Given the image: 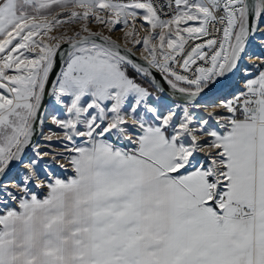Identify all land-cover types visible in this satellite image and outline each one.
Returning a JSON list of instances; mask_svg holds the SVG:
<instances>
[{"label": "snow or ice", "instance_id": "6c2138e0", "mask_svg": "<svg viewBox=\"0 0 264 264\" xmlns=\"http://www.w3.org/2000/svg\"><path fill=\"white\" fill-rule=\"evenodd\" d=\"M0 209V264H264V0H0Z\"/></svg>", "mask_w": 264, "mask_h": 264}, {"label": "rangeland", "instance_id": "374dc122", "mask_svg": "<svg viewBox=\"0 0 264 264\" xmlns=\"http://www.w3.org/2000/svg\"><path fill=\"white\" fill-rule=\"evenodd\" d=\"M116 35H119V33H117ZM253 51H257V49H253ZM243 84L242 83H237L236 88H242ZM45 132H47V127L45 128ZM59 175V172H58ZM41 196L43 195V193L40 194ZM0 211H2V209H0Z\"/></svg>", "mask_w": 264, "mask_h": 264}, {"label": "water", "instance_id": "95a60500", "mask_svg": "<svg viewBox=\"0 0 264 264\" xmlns=\"http://www.w3.org/2000/svg\"><path fill=\"white\" fill-rule=\"evenodd\" d=\"M123 46V45H122ZM65 50H66V46H65ZM137 56L139 55V54H136ZM59 61H58V64H57V68H56V71L58 72L59 70H60V68H59Z\"/></svg>", "mask_w": 264, "mask_h": 264}, {"label": "bare ground", "instance_id": "6f19581e", "mask_svg": "<svg viewBox=\"0 0 264 264\" xmlns=\"http://www.w3.org/2000/svg\"><path fill=\"white\" fill-rule=\"evenodd\" d=\"M115 38V37H114ZM138 54V53H137Z\"/></svg>", "mask_w": 264, "mask_h": 264}, {"label": "built area", "instance_id": "2783aa9c", "mask_svg": "<svg viewBox=\"0 0 264 264\" xmlns=\"http://www.w3.org/2000/svg\"><path fill=\"white\" fill-rule=\"evenodd\" d=\"M237 85V84H236Z\"/></svg>", "mask_w": 264, "mask_h": 264}]
</instances>
